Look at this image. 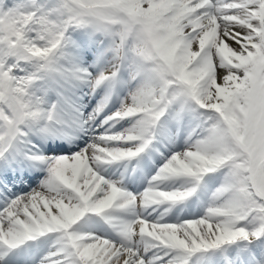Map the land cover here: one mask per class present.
Returning a JSON list of instances; mask_svg holds the SVG:
<instances>
[{
    "label": "snow or ice",
    "instance_id": "1",
    "mask_svg": "<svg viewBox=\"0 0 264 264\" xmlns=\"http://www.w3.org/2000/svg\"><path fill=\"white\" fill-rule=\"evenodd\" d=\"M0 264H264V0H0Z\"/></svg>",
    "mask_w": 264,
    "mask_h": 264
}]
</instances>
